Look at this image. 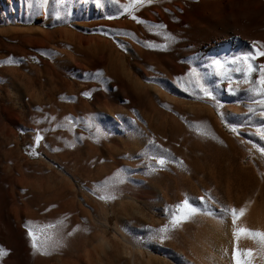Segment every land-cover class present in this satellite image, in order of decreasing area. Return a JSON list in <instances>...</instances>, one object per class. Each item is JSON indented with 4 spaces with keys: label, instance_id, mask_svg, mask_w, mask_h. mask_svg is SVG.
Instances as JSON below:
<instances>
[{
    "label": "rangeland",
    "instance_id": "374dc122",
    "mask_svg": "<svg viewBox=\"0 0 264 264\" xmlns=\"http://www.w3.org/2000/svg\"><path fill=\"white\" fill-rule=\"evenodd\" d=\"M222 1L152 0L125 12L129 0H0V76L11 68L5 78L14 80L0 85V97L8 129L19 123L6 139L18 171L0 158V247L9 250L0 264H202L229 251L231 219H221V205L247 204L243 223L253 209L264 226V156L253 147H264V120L250 118L259 105L239 73L229 94L214 88L229 80L217 83L207 65L225 55H189L214 39L215 22L228 35L264 36V0ZM192 68L215 100L182 90L177 78L186 83ZM232 124L242 125L238 134ZM163 149L174 159L160 168L150 157ZM105 182L116 199L98 198ZM207 193L219 202L215 215L198 213L164 241L148 239L184 194ZM57 220L63 246L33 254L25 223Z\"/></svg>",
    "mask_w": 264,
    "mask_h": 264
},
{
    "label": "snow or ice",
    "instance_id": "6c2138e0",
    "mask_svg": "<svg viewBox=\"0 0 264 264\" xmlns=\"http://www.w3.org/2000/svg\"><path fill=\"white\" fill-rule=\"evenodd\" d=\"M41 3L45 5L48 3V0H40ZM59 3L60 0H57ZM112 3L116 4L119 0H111ZM151 3L152 0H129V3L123 5L125 12H128L130 9H134L136 6L143 5L144 3ZM97 5H99V0H97ZM133 19H137L135 16ZM157 28H163L164 25H156ZM166 38L171 39L170 36ZM251 49L245 51L241 54L234 55L231 58L226 59H211L209 67L212 71L208 73L209 75H214L217 78V83L220 80L228 79L229 88L228 91H232L231 87V73H239L243 77V82L248 84V92L252 94V103L253 105H259L260 111L259 115L264 117V63L256 64L255 61L258 57H264V43L259 41L251 42ZM147 47H162L161 45H155L151 43L146 44ZM253 74H257L254 77ZM94 78H103L102 72H97L94 74ZM177 80L182 85V90L188 92L189 89H194L193 93L196 95L197 99L207 98L209 100H215L214 92L209 87V85L204 81L203 76L195 68H192L187 73V81L185 83L184 78L178 77ZM83 95L90 96L89 92H84ZM216 107L219 108L220 104L217 101ZM254 108L250 107L249 112L252 113ZM69 119V118H66ZM221 119L226 120V117L221 113ZM242 125H228L229 129L233 133L238 134L239 127ZM198 134L207 136L209 135L206 129H201L199 126L196 127ZM100 129L97 128V133L99 134ZM258 134L260 138L264 140V126L258 129ZM42 139L39 132L35 136V142L39 143ZM71 146V145H69ZM253 147L264 156V147H259L256 144H253ZM167 149H163L161 154L150 157V160H154L155 165L163 168L166 164L172 162L170 154L167 153ZM182 164V161L180 162ZM155 171L154 168L150 169ZM123 171V170H121ZM122 180H117L116 183H122ZM96 191L103 193L98 198L104 201L116 199L115 194V184H109L105 182L100 186ZM193 201H198L199 206ZM219 202L211 196L210 193L199 197H191L188 194H184V198L171 206V211L169 212L170 221L168 224L160 227L159 229H149L150 235L148 239H155L159 241H164L167 239V233L170 229H176L182 223L188 221L190 218L195 216L198 213H203L206 215H215L216 213L211 209L212 204H218ZM168 211V209H166ZM247 211V204L240 207L221 205L219 208V213L221 219L223 217H230L231 219V237H232V247H231V264H256V257H260L261 261H264V229L260 228H250L243 223V217ZM63 223L62 220H57L55 224L49 223L44 226L37 225L36 227L32 226V222H26L25 227L27 228V236L29 238L30 248L33 254L48 255L51 251L56 250L59 247H62V237L59 232L55 231ZM75 231V229H74ZM67 235H72V232H69ZM141 240L143 238H140ZM242 239H247L252 241L255 244V247L245 248L240 247L239 242ZM7 249L0 247V258L8 255ZM227 252V249L224 250Z\"/></svg>",
    "mask_w": 264,
    "mask_h": 264
},
{
    "label": "bare ground",
    "instance_id": "6f19581e",
    "mask_svg": "<svg viewBox=\"0 0 264 264\" xmlns=\"http://www.w3.org/2000/svg\"><path fill=\"white\" fill-rule=\"evenodd\" d=\"M222 2H223L222 0H214L215 7L218 6ZM241 12H243V11H241ZM151 15H153V14L149 13V16H151ZM199 15L203 16L204 14L200 13ZM13 20L16 21L15 18ZM212 29L214 31V35H213L214 39H208L207 37H205V38H207L206 42H204V41L202 42L201 41L198 44L196 43V45L193 46V49H192V51L189 54L191 58H194L197 55L199 57L200 61H202L203 58L205 57V55H215L216 53H218L220 55H225V59L226 58H231L234 55H238V54H241V53L245 52V51H243V49L245 47L248 48V50H246V51H249L251 49V46H252L251 45L252 41H259L261 43H264V36H259V35H252V34L239 35V34L231 33L230 35H232V34L233 35L231 37H229L230 35H228V33H229L228 25L220 24L219 22H215L214 25H212ZM225 32L227 33V35L226 36H222L223 39H220L218 37V35L222 34V33H225ZM227 37H229V38H227ZM258 61H260L261 63H264V57H258L257 58V63H258ZM1 67L5 68V66H1ZM6 73L13 74V69L10 68L8 72L5 71V74ZM5 74H3V77L0 76V85L5 84V82L7 81V79L5 78ZM8 81H9L10 84H14V80L12 78L10 80H8ZM223 81L225 82V79L222 80V82ZM219 84H220V82H219ZM213 86H215L214 88H216L217 90H220V91H222V90L224 91L225 90L226 93L229 94V91H228L229 86L228 85L226 87H223L222 85H217L216 83H213ZM205 99L207 100V98H205ZM201 100H202V98H201ZM2 104L3 103H1V97H0V158H1L2 162H3V164L8 167V169H13L15 171V170H17L16 162H15L13 156L11 155L10 151L7 148L8 142H6V139L11 134V132L14 133L15 130L19 128V123L15 121L14 123H12L14 127L11 128V130L8 129L7 124H8V120H10V119H9V117H8V119H5V117H4V115L7 114L6 112L8 111V108L4 107L5 105L4 104L2 105ZM237 117H239V116H237ZM250 118L251 119L255 118V119H263L264 120V117H261L260 115H255V116H252ZM13 188H15V187H13ZM12 190H14V189H12ZM19 190H20V188H19ZM14 194H16V193H14ZM251 210H252V213L247 215V218H245V220H244V224L246 226L250 227V228L264 229L263 221H262V218H261L262 216L261 217L259 216L260 214H258V211H255L256 213L255 212L253 213V209H251ZM26 212L24 214H22L21 216L16 218L18 222H20V223H24L25 222L24 215L26 214ZM230 222H231V220H230ZM226 233H227L226 234L227 235L226 236L227 243L229 244V251H228V253L225 252L227 254V255H225L226 257L223 258L222 255L220 254L221 257H222V258H220V256L216 255L215 253H212L210 255V257H208V258H210V260H209L210 262H207L208 260L205 262L206 259L204 260V258H203L202 259L203 260L202 264H231V247H232V243H231V241H232L231 227L229 228V230L226 231ZM223 242L224 241H222V245L224 244ZM227 246H226V248H227ZM239 246L240 247H245V248H251V247H255V244L252 241H250V240L242 239L239 242ZM224 249H225V247H224ZM256 264H264V261H261L260 257H256Z\"/></svg>",
    "mask_w": 264,
    "mask_h": 264
}]
</instances>
